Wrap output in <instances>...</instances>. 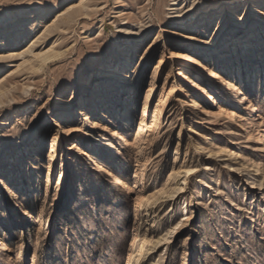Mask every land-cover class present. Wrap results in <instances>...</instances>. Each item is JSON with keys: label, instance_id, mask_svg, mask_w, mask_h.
Segmentation results:
<instances>
[{"label": "rangeland", "instance_id": "obj_1", "mask_svg": "<svg viewBox=\"0 0 264 264\" xmlns=\"http://www.w3.org/2000/svg\"><path fill=\"white\" fill-rule=\"evenodd\" d=\"M210 143L264 171V0H0V264H264Z\"/></svg>", "mask_w": 264, "mask_h": 264}, {"label": "bare ground", "instance_id": "obj_2", "mask_svg": "<svg viewBox=\"0 0 264 264\" xmlns=\"http://www.w3.org/2000/svg\"><path fill=\"white\" fill-rule=\"evenodd\" d=\"M53 9L54 8H51L49 10L41 9L39 12H42L43 13L42 15H46L50 10H53ZM195 40H197L195 34H188L185 36V42H183L179 46V50H180V53H179L180 66L179 67L180 68L178 69V74L183 76V77L185 76V72H184L183 68L193 69L196 66H200V64L198 63V60H197L198 51H197V48L193 44V42ZM11 42H15V41H11ZM135 50L136 49L131 47L128 50H125L123 52V55L117 60L115 67L112 69V72H111L112 75H114L115 77H120L121 75H123L122 74V68H124L131 61V59L133 57V52ZM41 57H43V61L44 60L46 61V59L48 58L47 55L41 56ZM191 86L192 87L195 86L194 80H192ZM210 99H212L215 103L214 97H211ZM216 110L218 112L220 111L218 109V107L216 108ZM14 113H15V110H11L10 116L14 117V115H15ZM10 123H11V121L8 123V120H7V121L2 123V126L10 125ZM247 123L248 122H246V127H247ZM192 132H195L194 129H192L191 133ZM251 133H252V131H251V129H249L247 135L245 134L244 136H247L248 139H250ZM210 145L213 147V145L211 143H210ZM200 146H199V148H201ZM218 147L214 146L213 149L210 148L207 151V160L211 162L210 164L213 165L215 163V165H216L215 158L216 157L219 158L220 156H224L225 159L223 158V160H225V162H226L227 166L230 168V170H234L235 172H237V174H239L241 180L248 182L249 190H255V191L262 190L264 192V171L260 170V168L257 167L256 161H254L251 158H244V157L240 161L239 160L236 161V157H234L231 152L224 150V149H221V148H218ZM220 159H222V158H220ZM207 165H208V163L204 164V167H203L204 170L209 168ZM180 173H184L186 175V174H191L192 171H191V168H188L185 171L179 172V174ZM172 175L174 176L175 174H172ZM206 186H208V185H206ZM179 189L180 188L173 189L170 192L171 195L174 194ZM152 198H154V197H152ZM156 199L154 198L155 201H156ZM155 201H153V200L147 201V203L149 204V206H151V204H153ZM250 219H252V218H250ZM0 246L3 248L1 240H0ZM132 262H134V261H131V263Z\"/></svg>", "mask_w": 264, "mask_h": 264}]
</instances>
